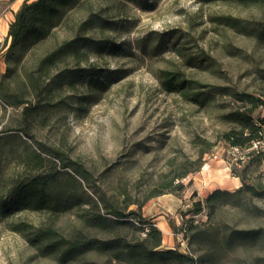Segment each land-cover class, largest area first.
<instances>
[{"label":"rangeland","instance_id":"rangeland-1","mask_svg":"<svg viewBox=\"0 0 264 264\" xmlns=\"http://www.w3.org/2000/svg\"><path fill=\"white\" fill-rule=\"evenodd\" d=\"M89 13L111 26H97L87 35L107 39L113 49L106 48L100 55L90 53V66H83L96 69L94 79L62 94L72 96L67 100L70 107L65 102L50 109L47 120L38 121L29 137L18 133L20 138L0 139L1 195L5 196L21 158L35 151L43 158L44 168L60 174L61 192L81 194L86 200L84 192L125 212L136 211L160 230L164 241L163 227L168 228L174 247L192 250L199 264H254L256 256L264 252L263 240H233L226 245L224 239L232 230L264 227V199L245 196L239 207L221 205L212 219L207 217V208L197 215L188 210L192 202L204 203L215 187L237 190L241 181L233 168L244 170L248 184L264 186V135L254 141L259 142L257 148L248 151L245 161L229 168L230 149L223 140L236 125L229 114L245 106L234 94L264 97V43L260 39L264 6L218 0H149L148 9L143 10L122 0H83L70 13V23L84 20ZM226 16L238 19L239 25H225L221 18ZM65 35L62 29L56 36L61 40ZM200 56L205 61L194 67ZM188 58H193L191 63ZM165 72H178L200 82L203 87L197 90L209 91L208 95L194 102L165 91L161 83ZM20 111L21 107L0 109V130L15 128ZM253 116L264 119V109H255ZM209 145L207 155L199 159L200 150ZM198 159L197 171L175 179L171 189L163 187ZM65 173L80 185L65 182ZM233 178L238 179L236 187L231 184ZM152 192L162 193L149 197ZM75 210L55 216L59 238L68 239L79 227ZM48 217V212L0 216V264H62L41 257L12 227L19 222L45 227ZM189 221L203 231L190 246L179 232L182 223ZM93 234L81 232L84 238ZM88 258L98 264H114L105 257Z\"/></svg>","mask_w":264,"mask_h":264},{"label":"trees","instance_id":"trees-1","mask_svg":"<svg viewBox=\"0 0 264 264\" xmlns=\"http://www.w3.org/2000/svg\"><path fill=\"white\" fill-rule=\"evenodd\" d=\"M130 2L140 9L146 10L149 0H122ZM223 3L234 2L240 6H264V0H218ZM83 0H23L8 26L5 38L4 63L5 72L0 74V109H16L21 107L19 119L15 128L3 127L0 139L20 138L18 133L29 137V132L35 124L47 120L46 114L72 99V96H62L77 90L88 82L91 84L92 67L89 64L90 53L100 55L104 49L110 51L113 46L104 38L87 35L97 26L110 27L109 21L93 13L75 24L70 23V13L76 10ZM223 23L231 28L239 25V20L232 17H222ZM66 35L57 39V31ZM264 43V31L260 34ZM193 58H188V63ZM205 59L200 56L194 67H200ZM89 79V80H88ZM98 79V78H97ZM165 91L176 92L190 101L199 102L206 98L209 91L200 92L203 87L195 80L184 78L178 72H165L161 82ZM245 106L229 114L235 128L223 135L228 147L246 148L254 141H260L264 135V119L254 117L257 108L264 109V97L254 94L237 92L234 94ZM70 107V104H67ZM42 116V117H41ZM256 121V122H255ZM17 132V133H10ZM200 150L199 159L205 150ZM54 157L59 158L57 152ZM199 159L193 167H186L177 172L163 187L171 189L174 180L186 177L200 166ZM43 158L35 151L25 155L20 160V167L12 175L10 186L2 196L0 193V216L20 212H48V224L45 227L33 226L24 222L13 224L27 243L35 248L41 257H50L62 264L75 261L79 264H98L89 256L105 257L114 264H199L192 250L190 255L174 247L162 248V236L152 222L143 218L136 211L125 212L114 204L102 200L95 201L83 192L81 194H66L58 186L59 173L51 168H44ZM69 163L62 162L63 167ZM77 176L82 177L77 168L73 167ZM233 174L241 181V186L234 192L216 189L204 200L192 202L188 210L190 215H197L203 209H208L207 217L212 219L217 208L230 203L234 207L241 206V199H264V186L248 184L245 181L244 170L233 168ZM63 178L65 182L80 183L69 173ZM162 192H152L149 197ZM86 204V207L82 205ZM76 209L75 216L79 227L74 229L66 240L59 238L54 227L55 216L66 210ZM254 211L257 209L253 208ZM264 217V214H263ZM199 225L191 221L183 222L179 232L183 234L190 246L200 230ZM81 232H94L93 235L82 237ZM264 241V227L248 230H232L224 239L229 245L233 240L243 243ZM254 264H264V252L254 259Z\"/></svg>","mask_w":264,"mask_h":264},{"label":"crops","instance_id":"crops-1","mask_svg":"<svg viewBox=\"0 0 264 264\" xmlns=\"http://www.w3.org/2000/svg\"><path fill=\"white\" fill-rule=\"evenodd\" d=\"M23 0H0V74L5 72L4 63V43L7 36L8 26L13 20V16ZM232 185L235 187L238 185V179L233 178ZM219 189L218 187L213 188V190ZM163 231L166 234V241L162 239V248L172 249L174 248V237L172 233L168 232V228L163 227Z\"/></svg>","mask_w":264,"mask_h":264},{"label":"built area","instance_id":"built-area-1","mask_svg":"<svg viewBox=\"0 0 264 264\" xmlns=\"http://www.w3.org/2000/svg\"><path fill=\"white\" fill-rule=\"evenodd\" d=\"M259 142H252L251 146L248 148H238V147H229V155H230V163H228V168L232 166H237L241 162L245 161L248 157V151L252 150L253 148H257ZM207 155V154H205ZM214 157V156H213ZM184 253L190 255V251L187 247H184Z\"/></svg>","mask_w":264,"mask_h":264}]
</instances>
